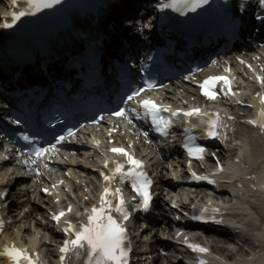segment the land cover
Instances as JSON below:
<instances>
[{"label":"snow or ice","instance_id":"6c2138e0","mask_svg":"<svg viewBox=\"0 0 264 264\" xmlns=\"http://www.w3.org/2000/svg\"><path fill=\"white\" fill-rule=\"evenodd\" d=\"M12 4L15 5L17 0H11ZM28 8L23 11L12 12L11 13V23L0 24L2 28H11L17 21L22 17L27 15H35L36 13L42 11L46 8H52L56 4H60L62 0H26ZM210 0H172V3L166 5L162 10L166 11L168 8H175L177 11H182L184 15H187L189 11L195 12L198 8H202L204 5L209 4ZM261 8H264V0H259ZM246 10L245 5H240V11ZM255 19L261 24L264 25V13L256 15ZM137 25L139 21L135 22ZM151 25H144V27H150ZM243 62V61H241ZM257 79H260L259 77ZM217 81H224L226 85H229V91L231 87L229 81L226 77H212L208 80H205L200 88L202 94L208 97L209 99L214 98L216 93L212 91L215 83ZM148 89L154 87L151 82H147ZM147 89L136 88L134 91H131L127 95V99L124 101L127 104L129 101L137 105V108L131 109V112L135 113L138 118L150 120L151 125L154 127V130L162 135H169L173 127V121L170 118L164 117V112L172 113L175 117H180L181 115L189 118V124H191V118L193 116L203 118L208 114L202 113L200 109H192L191 111L181 113V112H172L171 108H164L159 105L155 100L145 99L141 102L139 99ZM227 95V93H225ZM261 104L264 105V97H261ZM138 109L140 111H138ZM113 116L122 117L124 120L131 122L129 120V110L126 108H119L118 111L111 113ZM261 123L260 126L264 128V108L260 112ZM95 122V121H93ZM12 124L19 123L18 120L12 119ZM207 125V138L216 140L219 136L220 139L225 138V134L219 133V129L224 127V120L216 114L215 117H209L204 121ZM252 123H257V121H252ZM111 131V130H110ZM191 131V128L189 129ZM142 136H145L146 133L141 132ZM19 139L30 143V156L40 157L43 159L46 156H49L56 149V145L62 143L67 139V136H74L75 133L72 129L68 130L67 136L60 135L55 138V143H49L45 147H38L32 141L35 140V137H30L27 133H17ZM147 142V141H145ZM114 153L121 154L127 159L128 167L125 170V166L116 162L115 168L112 170V176L103 174L105 187L104 191L100 196V205L98 207H93L87 215V223L81 224L79 226L71 224L65 228L63 231L67 233L70 238L64 241L63 246L60 248L61 264H64V261L68 257V254L71 253L72 257H80L82 254L86 256L84 264H128V251L129 247L125 245L127 240V229L124 222L129 220V212L126 208L125 201L123 199L121 190L117 187L114 190L109 188V183L112 179L116 178L119 174V180L123 182L127 180L129 185L135 193V196L132 198L134 203L132 204L131 210L135 212L137 209L141 211H147L149 208V202L152 197L148 189L152 181L147 177V174L143 171L142 161L132 157L125 149L114 147L111 149ZM188 151L196 159H203V153L208 151L207 148L202 146L192 147L188 146ZM214 155V153H213ZM21 163L32 164L33 160L29 159L28 161H21ZM105 167H109L108 164H105ZM35 171V168L32 169ZM223 171V166L221 165L219 170ZM195 175V174H194ZM197 179L207 180V177H197ZM210 183H215V181H209ZM46 191V190H45ZM115 196L116 203L113 204L111 199L107 197L109 194ZM0 196H3V193H0ZM139 198L136 200V198ZM71 212V208L68 209ZM115 212L117 215H113ZM219 209H205L206 214L218 213ZM67 213L62 212L59 216H56L55 219L59 222L64 218ZM194 219L205 220V216L195 217ZM207 222V221H205ZM215 223H223L222 220H214ZM196 250L199 252L206 253L208 249L200 248L195 246ZM83 250V253L81 252ZM4 255L9 256L12 259L13 264H36V261L32 257L26 255L24 249H17L10 247ZM69 264H74V261L70 260ZM203 264H207V261H204Z\"/></svg>","mask_w":264,"mask_h":264},{"label":"bare ground","instance_id":"6f19581e","mask_svg":"<svg viewBox=\"0 0 264 264\" xmlns=\"http://www.w3.org/2000/svg\"><path fill=\"white\" fill-rule=\"evenodd\" d=\"M6 13L10 12L9 7L6 8L5 10ZM124 24H122L123 26ZM69 162V160H68ZM70 163V162H69ZM72 166V165H71ZM79 182L77 183H70V188L76 192V196L77 199H72V204H74V207H79L82 203L86 202L84 200V197L86 195H89V192H91L94 188V184L92 182V178L89 176H83L80 174L79 175ZM263 179V183H264V175L262 176ZM87 188L88 192H84V189ZM261 189H264V186L260 185ZM245 191H248L249 188L248 186H245ZM34 196L36 197L37 194H34ZM77 200V201H76ZM257 200L259 202H261L260 198H257ZM42 202H46L47 204L50 203V201H44L41 200ZM41 214V216L43 218H45L44 216V211L43 209L39 208L36 205V210L34 211L31 221L29 222L28 220L23 221L22 224L18 225L16 227L17 229V233L13 234L15 236V240L18 243H22V241H20V239L22 238L23 240H25L26 238H28L27 242H25L26 244L30 245L31 247H35V248H39L41 249V247H45L47 249V251L50 253V256H53V248H51V246L49 244H45V236L44 235H49L52 236V228L51 225L48 224L47 220H44V222L41 223L40 219H36L35 218V214ZM262 215H263V225H262V229L255 233L252 236L253 242L250 241L249 243H253L252 245H254L256 242L257 244L254 245L253 248L258 247V250H254L251 254V256L249 258L244 259L243 261H238L235 264H259L260 260H262L264 258V203H263V207H262ZM46 219V218H45ZM243 219V223L246 225V227H251L255 228L256 224L247 216ZM42 251V250H41Z\"/></svg>","mask_w":264,"mask_h":264}]
</instances>
